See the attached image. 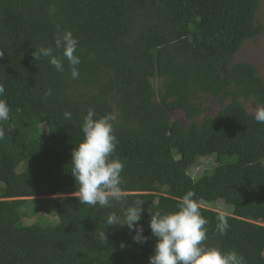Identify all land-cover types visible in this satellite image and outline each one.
<instances>
[{
  "label": "trees",
  "instance_id": "16d2710c",
  "mask_svg": "<svg viewBox=\"0 0 264 264\" xmlns=\"http://www.w3.org/2000/svg\"><path fill=\"white\" fill-rule=\"evenodd\" d=\"M262 4L0 0V99L10 108V119L0 121V264H149L156 244L151 212L177 211L189 190L208 221L203 243L264 264V123L245 105H264V79L252 65L234 63L247 42L264 34ZM57 25L78 39L77 78L62 50L54 54L63 72L32 55L42 44L55 48ZM153 80L161 81L159 89ZM202 97L220 111L199 122ZM89 109L95 118L116 116L112 155L124 162V197L112 207L81 204L75 196L71 154L84 138ZM175 111L189 124L173 121ZM203 157H216L218 165L194 179L188 171ZM51 197L47 207L31 203ZM136 200L144 201L143 243L126 225H106L110 213L122 216ZM219 201L234 210L223 236L218 213L204 207ZM41 214L58 222L24 223ZM102 231L107 240L99 239Z\"/></svg>",
  "mask_w": 264,
  "mask_h": 264
},
{
  "label": "clouds",
  "instance_id": "9594fccd",
  "mask_svg": "<svg viewBox=\"0 0 264 264\" xmlns=\"http://www.w3.org/2000/svg\"><path fill=\"white\" fill-rule=\"evenodd\" d=\"M54 10L49 11L51 15ZM78 47V39L71 30H62L57 25L55 48L43 44L35 48L33 57L39 60L47 58L51 66L58 72H63L62 57L66 58L71 69V76L79 75L80 58L74 54ZM62 50V57L54 54ZM5 88L0 84V97ZM51 95V89L44 94V99ZM72 113L64 112V118L70 120ZM96 113L89 109L83 118V140L75 146L71 154V173L75 178L78 190L75 192L81 204L90 206L112 207L113 201L121 202L124 190L121 187V173L124 162L117 156L113 158L117 137L114 134V114H107L95 118ZM10 119V108L5 99H0V121ZM254 119L264 123V105H258L254 112ZM5 136V130L0 127V139ZM195 193L189 190L177 204L175 212H151L149 226L156 238L153 254L149 257V264H247L244 256L235 250L223 252L215 246L203 243L207 239L208 221L201 215L199 203L194 199ZM144 201L136 200L124 208L123 214L112 212L106 218L108 226H127L134 231L133 239L138 243L145 242L148 237L143 235V227L139 225L142 217ZM229 229L228 219L224 212L217 214L216 231L225 235ZM99 239L107 240L105 231L99 232ZM124 245L121 244V247ZM264 255V251L261 253Z\"/></svg>",
  "mask_w": 264,
  "mask_h": 264
},
{
  "label": "rangeland",
  "instance_id": "374dc122",
  "mask_svg": "<svg viewBox=\"0 0 264 264\" xmlns=\"http://www.w3.org/2000/svg\"><path fill=\"white\" fill-rule=\"evenodd\" d=\"M257 18L259 21L264 24V4L261 5L259 13ZM234 63H248L252 65L260 75L262 79H264V34L259 36L253 41L247 42L241 51L237 54ZM153 84L155 86V89H159L161 86V81L159 80H153ZM200 103L204 109L203 116L198 119L199 122H204L206 119L214 118L220 111V106L217 104V102H213L209 100L207 97H202L200 99ZM246 109L254 115L255 109L257 105H255L253 102H248L245 104ZM172 120L181 121L184 125H188L189 122L187 121L185 114L182 111H175L172 114ZM42 130L45 132L47 128L44 126L42 127ZM218 165L216 157H203L198 160V162L191 167V169L188 171L189 176H191L194 179L199 178L206 172H212L216 166ZM24 170V167H20L19 172H22ZM54 199L51 198H39V199H32L31 203L33 206H42L47 207V203L45 200ZM35 200V201H34ZM34 202V203H33ZM35 204V205H34ZM206 208L211 209L214 212H224L227 216H232L234 214V210L232 207L225 204L223 201H219L217 204H204ZM52 211V210H51ZM41 217H35L33 219L25 220L24 223L26 225H33L35 223H39L40 218H44L45 224H55L58 222L57 218L52 214H41ZM44 227V226H43ZM47 227V226H46Z\"/></svg>",
  "mask_w": 264,
  "mask_h": 264
}]
</instances>
